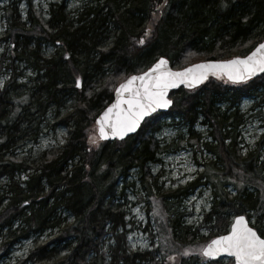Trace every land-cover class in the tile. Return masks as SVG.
I'll use <instances>...</instances> for the list:
<instances>
[{
	"label": "trees",
	"instance_id": "16d2710c",
	"mask_svg": "<svg viewBox=\"0 0 264 264\" xmlns=\"http://www.w3.org/2000/svg\"><path fill=\"white\" fill-rule=\"evenodd\" d=\"M8 1L5 39L14 50L6 65L12 76L0 90V261L16 242L57 228L54 237L37 243L16 264H167L153 252L127 247L126 213L115 196L129 168H138L142 178L149 176L146 163L175 145L160 147L154 137L174 114L188 126L191 144L200 146L193 130L199 120L209 127L212 140L204 146L214 159L186 188L194 190L203 180L212 184L213 201L204 216L215 230L210 237L226 233L231 219L240 214L264 236V132L247 153L237 143L243 120L239 104L258 93L264 100V73L244 83L210 76L195 89L180 87L170 93L169 111L147 118L135 134L89 142L90 127L112 100L113 89L158 57H168L172 67L182 68L205 59L245 55L264 41V0H168L160 9L157 5L164 0H85L76 19L65 1L51 3L46 19L33 11V0H27L26 22L16 7L21 0ZM149 25L146 43L137 44ZM45 42L55 46L51 54L42 52ZM16 59L35 71L30 88L20 95L15 92L21 85ZM77 77L83 78L81 89ZM71 92L76 94L73 112L54 122L69 127L65 143L38 161L18 156L16 149L39 135L48 108ZM223 102L225 107L219 105ZM178 143L183 145V139ZM22 174L26 179H20ZM228 184L237 188L235 194ZM62 211L71 214L72 221ZM178 221L175 217L173 225ZM191 228L187 226L185 232L192 235L184 243L197 233ZM110 239L113 243L107 244ZM181 258L178 264H195V257Z\"/></svg>",
	"mask_w": 264,
	"mask_h": 264
},
{
	"label": "rangeland",
	"instance_id": "374dc122",
	"mask_svg": "<svg viewBox=\"0 0 264 264\" xmlns=\"http://www.w3.org/2000/svg\"><path fill=\"white\" fill-rule=\"evenodd\" d=\"M63 1L66 2L71 17L76 19L79 15L78 10L85 0H33L32 9L47 19L51 3L56 4ZM90 1L92 0H88V2ZM8 6V0H0V59H3V68L0 69V81H3V85L0 86V90L5 81L12 76L11 70L6 67L13 55L11 49L14 50L9 39H5L10 24ZM16 7L22 21L26 22L29 17L27 0H21ZM110 42L107 40L105 43L109 44ZM54 49L55 46L51 43L45 42L42 45V52L46 55L51 54ZM15 61L17 63V83L21 84L17 85L15 92L16 95H20L24 90L30 88L35 71L26 62H20L17 59ZM79 78L82 87L83 78ZM81 87L79 88L81 89ZM69 94L66 100L48 108L39 135L35 140H30L26 145L24 143L23 146L16 149L18 156H26L30 162L38 161L44 154L65 143L69 136V127L54 125V122L73 112L76 94L72 92ZM261 97L260 93L245 97L239 104L243 120L237 131V143L243 153L255 149L258 139L264 132V100ZM255 103L257 104L255 105ZM226 104L223 102L219 105L225 107ZM254 105L255 107H253ZM165 123L163 129L154 133V137L159 141L160 147L169 146L172 143L175 145L167 147L164 151H159L156 154L157 161L146 163L149 176L142 178L138 168H129L126 177L119 179L115 202L120 204L126 213L127 247L130 250L150 251L155 253L158 261L178 264L182 255L177 256L175 261H169L168 257L178 253L182 254L187 249L190 255L183 258L190 260L195 257V264H201V257L197 251L209 242L208 240L212 238L210 237L211 233L215 232V230L211 231L208 222H204V216L210 211L212 205L213 187L210 182H203L204 180L194 190L186 187L204 171L205 163L214 159L204 146L206 141L212 140L208 134L209 127L201 120L193 127L195 133L201 138L199 146L191 144L188 140L191 133L179 115L168 116ZM90 128L89 136L95 132V127ZM182 139L183 145L178 143ZM61 141L63 142L61 143ZM26 177L25 174H22L20 179L23 180ZM227 188L233 194L237 192V188L233 184H228ZM62 213L68 222L72 221L71 214L66 211H62ZM175 217L179 221L173 225L172 221ZM231 220L233 221V218ZM252 223H254V219ZM187 226L192 227V232L197 231L190 243H184L192 235L191 232H185ZM57 232V228L48 229L41 235L29 236L16 242L12 246L9 256H5L0 264H16L25 260L37 243H45ZM112 243L111 239L107 242V244ZM231 259L222 257L219 260L226 264ZM25 264L33 263L28 260Z\"/></svg>",
	"mask_w": 264,
	"mask_h": 264
},
{
	"label": "snow or ice",
	"instance_id": "6c2138e0",
	"mask_svg": "<svg viewBox=\"0 0 264 264\" xmlns=\"http://www.w3.org/2000/svg\"><path fill=\"white\" fill-rule=\"evenodd\" d=\"M167 2L164 0L163 5L158 4L157 9ZM150 32L149 25L136 43L144 45ZM257 73H264V43L243 58L207 60L176 71L168 67V60L160 57L147 71L124 77L113 89L116 99L96 119L95 132L89 136V142L95 145L109 137L123 140L129 133L135 132L146 117L173 104L168 97L169 89L180 85L195 89L209 76L238 84ZM75 84L77 88L81 87L79 77ZM2 85L3 81H0ZM197 254L201 257V264H220L217 258L225 256L232 258L229 264H264V236L249 226L245 216L238 215L233 218L226 234L211 239L198 249ZM179 255L189 256L190 252L185 249ZM168 260L175 261L176 257L169 256Z\"/></svg>",
	"mask_w": 264,
	"mask_h": 264
},
{
	"label": "water",
	"instance_id": "95a60500",
	"mask_svg": "<svg viewBox=\"0 0 264 264\" xmlns=\"http://www.w3.org/2000/svg\"><path fill=\"white\" fill-rule=\"evenodd\" d=\"M260 43H264V41L259 42L256 46H258ZM256 46H255L250 52H248L246 55L233 56V57H231V58H227V59H206V60L198 61V62H195V63H192V64L201 63V62H203V61H207V60H230V59H233L234 57H241V58H243V57L249 55V54H250V53L256 48ZM160 57H163V58H165L166 60H168V67L171 68L172 70L176 71V70L182 69V68H179V69L173 68V67L171 66V64H170V60H169L167 57H165V56H160ZM160 57H159V58H160ZM159 58H158V59H159ZM158 59H157V60H158ZM155 62H156V61H155ZM155 62H154V63H155ZM190 65H191V64H189V65H187V66H185V67H188V66H190ZM151 66H152V65H151ZM151 66H150V67H151ZM185 67H183V68H185ZM147 70H148V68H147L145 71H147ZM137 74H139V73H134V74H132V75H137ZM261 74H262V73H257L255 76L249 78L247 81H249V80H251V79H253V78H255V77H257V76H259V75H261ZM204 82H205V81H204ZM204 82H203V83H204ZM245 82H246V81H245ZM203 83H202V84H203ZM200 85H201V84H200ZM200 85H199V86H200ZM179 87H185V86H184V85H180V86H178V87H176V88L169 89V91H168V97L170 98L169 95H170V92H171V91L176 90V89H178ZM185 88H187V87H185ZM115 99H116V95H115V92H114V94H113V98H112V100L109 102L108 105H110L111 103H113ZM170 99H171V98H170ZM108 105H107V106H108ZM172 105H173V104H172ZM172 105H170V106H169L168 108H166V109H158L155 113H157V112H161V111H162V112L168 111V110L171 108ZM107 106H106V107H107ZM106 107H105V108H106ZM105 108H104V109H105ZM104 109H103V111H104ZM103 111H102V112H103ZM102 112H101V113H102ZM101 113H100V114H101ZM155 113H152L150 116L154 115ZM100 114H99V116H100ZM99 116H98V117H99ZM150 116H148V117H150ZM98 117H97V118H98ZM146 118H147V117H146ZM146 118H145V119H146ZM143 122H144V121H142L141 124H142ZM139 128H140V127H139ZM139 128H138L135 132L129 133L126 137H128L129 135H133V134H135V133L139 130ZM126 137H125V138H126ZM114 139H118V138L109 137L108 139H105V140H102V141H106V140H114ZM240 215L245 216V219L248 221L249 226H250V227H253V226L250 224V222H249V220H248V218L246 217L245 214H240ZM237 216H238V215H237ZM230 226H231V225H230ZM253 228H254V227H253ZM229 230H230V229H229ZM256 231H257V230H256ZM257 233H258V231H257ZM225 234H226V233H225ZM258 234H259V233H258ZM221 235H224V234H221ZM259 235H260V234H259ZM225 257H227V256H225ZM220 258H222V257H218L217 259H220Z\"/></svg>",
	"mask_w": 264,
	"mask_h": 264
},
{
	"label": "bare ground",
	"instance_id": "6f19581e",
	"mask_svg": "<svg viewBox=\"0 0 264 264\" xmlns=\"http://www.w3.org/2000/svg\"><path fill=\"white\" fill-rule=\"evenodd\" d=\"M1 60V59H0ZM102 112V111H101Z\"/></svg>",
	"mask_w": 264,
	"mask_h": 264
}]
</instances>
